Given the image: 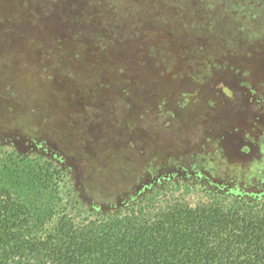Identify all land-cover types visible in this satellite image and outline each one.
<instances>
[{
    "label": "rangeland",
    "instance_id": "374dc122",
    "mask_svg": "<svg viewBox=\"0 0 264 264\" xmlns=\"http://www.w3.org/2000/svg\"><path fill=\"white\" fill-rule=\"evenodd\" d=\"M44 36L85 65L44 84ZM0 134L96 165L89 187L110 201L196 154L204 171L245 167L233 182L252 188L264 180V0H0ZM236 141L261 156L231 158Z\"/></svg>",
    "mask_w": 264,
    "mask_h": 264
},
{
    "label": "trees",
    "instance_id": "16d2710c",
    "mask_svg": "<svg viewBox=\"0 0 264 264\" xmlns=\"http://www.w3.org/2000/svg\"><path fill=\"white\" fill-rule=\"evenodd\" d=\"M44 38V84L64 66L85 65L65 41ZM234 144L228 155L246 165L261 156ZM35 148L0 134V264H264V189L233 182L245 167L224 161L204 171L196 154L175 172H145L110 201L89 187L96 165L85 170Z\"/></svg>",
    "mask_w": 264,
    "mask_h": 264
},
{
    "label": "flooded vegetation",
    "instance_id": "af4514ba",
    "mask_svg": "<svg viewBox=\"0 0 264 264\" xmlns=\"http://www.w3.org/2000/svg\"><path fill=\"white\" fill-rule=\"evenodd\" d=\"M256 182L255 183V187L256 186H260V187H263V189H264V180H260V178H254V180H253V182ZM252 183V182H251Z\"/></svg>",
    "mask_w": 264,
    "mask_h": 264
}]
</instances>
